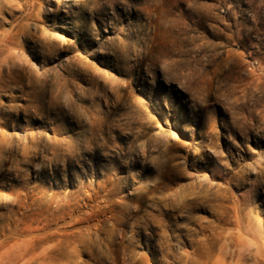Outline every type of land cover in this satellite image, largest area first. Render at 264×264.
Returning <instances> with one entry per match:
<instances>
[{"label":"rangeland","instance_id":"374dc122","mask_svg":"<svg viewBox=\"0 0 264 264\" xmlns=\"http://www.w3.org/2000/svg\"><path fill=\"white\" fill-rule=\"evenodd\" d=\"M0 264H264V0H0Z\"/></svg>","mask_w":264,"mask_h":264}]
</instances>
